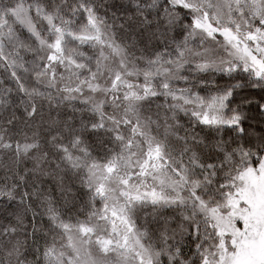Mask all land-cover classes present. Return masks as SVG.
I'll use <instances>...</instances> for the list:
<instances>
[{"label":"snow or ice","instance_id":"6c2138e0","mask_svg":"<svg viewBox=\"0 0 264 264\" xmlns=\"http://www.w3.org/2000/svg\"><path fill=\"white\" fill-rule=\"evenodd\" d=\"M0 172V264H264V0H0Z\"/></svg>","mask_w":264,"mask_h":264},{"label":"trees","instance_id":"16d2710c","mask_svg":"<svg viewBox=\"0 0 264 264\" xmlns=\"http://www.w3.org/2000/svg\"><path fill=\"white\" fill-rule=\"evenodd\" d=\"M4 175V173L3 172H0V176H3ZM167 214V213H166Z\"/></svg>","mask_w":264,"mask_h":264}]
</instances>
